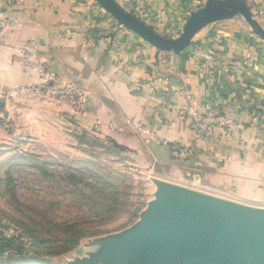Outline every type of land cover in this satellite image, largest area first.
<instances>
[{
    "label": "crops",
    "instance_id": "crops-1",
    "mask_svg": "<svg viewBox=\"0 0 264 264\" xmlns=\"http://www.w3.org/2000/svg\"><path fill=\"white\" fill-rule=\"evenodd\" d=\"M115 1L161 33L160 26L182 24L184 7L196 0H138V11ZM0 14L20 23L0 39V110L10 112L22 91L38 88L46 67L58 77L48 88L77 82L88 93L80 118L87 126L162 155L164 166L188 172L182 177L192 190L264 210V41L236 17L207 26L176 55L120 26L95 0H0ZM30 41L36 48L26 68L19 50ZM208 104L245 128L231 139L221 127L199 137L184 110L204 121Z\"/></svg>",
    "mask_w": 264,
    "mask_h": 264
},
{
    "label": "rangeland",
    "instance_id": "rangeland-1",
    "mask_svg": "<svg viewBox=\"0 0 264 264\" xmlns=\"http://www.w3.org/2000/svg\"><path fill=\"white\" fill-rule=\"evenodd\" d=\"M118 1L139 10L138 0ZM207 1L188 4L183 23L160 26L159 34L180 37ZM247 2L264 22V0ZM235 19L260 39L241 16ZM34 88L22 91L10 112L0 110V241L13 239L0 264H104L91 257L97 244L140 223L160 183L196 189L182 177L187 171L164 166L162 155L115 148L100 125L80 119L88 110L81 102L65 101L48 85Z\"/></svg>",
    "mask_w": 264,
    "mask_h": 264
},
{
    "label": "water",
    "instance_id": "water-1",
    "mask_svg": "<svg viewBox=\"0 0 264 264\" xmlns=\"http://www.w3.org/2000/svg\"><path fill=\"white\" fill-rule=\"evenodd\" d=\"M96 1L120 26L161 52L179 55L201 30L237 16L264 41V28L247 0H208L176 39L160 35L115 0ZM97 245L91 257L104 264H264V210L162 182L140 223L121 239Z\"/></svg>",
    "mask_w": 264,
    "mask_h": 264
},
{
    "label": "built area",
    "instance_id": "built-area-1",
    "mask_svg": "<svg viewBox=\"0 0 264 264\" xmlns=\"http://www.w3.org/2000/svg\"><path fill=\"white\" fill-rule=\"evenodd\" d=\"M20 27L18 21H10L6 15L0 14V39L3 38L7 31L16 30ZM36 48V42L30 41L24 47L19 50L20 63L26 68L32 66L31 55L33 54ZM41 85L39 88L47 86L51 80H58V77L55 73L51 72L46 67H42L41 70ZM54 94L60 96L65 101H70L74 104L76 101L81 102L82 106L88 107L89 105V95L88 93L79 85L77 82H73L65 86L61 90H53ZM206 114L205 120L201 121V118L194 112L193 109H185L184 112L193 117L196 127L197 135L204 139H209L213 137L215 128L221 127L225 129L226 137L231 139L236 135L237 130H243L244 125L234 121L228 117L220 107L214 104H208L205 106ZM181 119L185 118L184 114L180 115ZM143 133H147L145 130L139 129Z\"/></svg>",
    "mask_w": 264,
    "mask_h": 264
},
{
    "label": "trees",
    "instance_id": "trees-1",
    "mask_svg": "<svg viewBox=\"0 0 264 264\" xmlns=\"http://www.w3.org/2000/svg\"><path fill=\"white\" fill-rule=\"evenodd\" d=\"M106 139H108L112 144H113V146L115 147V148H118V149H120L121 151H128L129 149L126 147V146H124V145H121V144H119L117 141H116V139H114V137H112V136H108L107 135V137H106ZM130 151V150H129ZM194 158H195V156H194ZM3 241L4 242H1L0 241V251H4V250H7L8 248L9 249H11L12 248V246H13V244H12V241H13V239H3ZM6 244V245H5ZM4 245V246H3Z\"/></svg>",
    "mask_w": 264,
    "mask_h": 264
}]
</instances>
